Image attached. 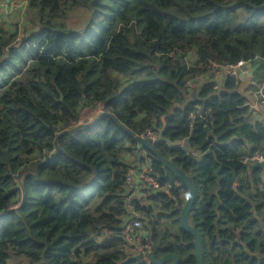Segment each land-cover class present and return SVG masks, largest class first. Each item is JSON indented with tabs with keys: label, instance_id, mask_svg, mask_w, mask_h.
<instances>
[{
	"label": "trees",
	"instance_id": "16d2710c",
	"mask_svg": "<svg viewBox=\"0 0 264 264\" xmlns=\"http://www.w3.org/2000/svg\"><path fill=\"white\" fill-rule=\"evenodd\" d=\"M26 1L21 43L0 29V264H123L130 212L146 254L197 264L180 224L187 191L130 135L157 136L162 118L164 139L185 145L154 150L192 181L203 264H264V171L249 161L264 157V125L237 79L224 92L189 87L213 63L256 58L260 85L264 0ZM81 9L91 17L79 32L66 24ZM98 104L108 116L78 126ZM145 161L167 193L126 187ZM103 229L113 235L97 242Z\"/></svg>",
	"mask_w": 264,
	"mask_h": 264
},
{
	"label": "built area",
	"instance_id": "2783aa9c",
	"mask_svg": "<svg viewBox=\"0 0 264 264\" xmlns=\"http://www.w3.org/2000/svg\"><path fill=\"white\" fill-rule=\"evenodd\" d=\"M25 6H27V2H24ZM23 37V35H21ZM256 63H260V59L256 58L254 60ZM247 65H250L247 62L241 61L236 65H218L213 63L211 65V72H215L218 75H224L227 79L229 78H235L237 79L239 74L238 70L244 69ZM257 90L253 95V99L257 105L250 107L251 111L256 112V108L262 106L264 107V80L260 83L258 87H256ZM249 105V104H248ZM250 106V105H249ZM97 107L100 109L99 114H104L107 110L105 105L98 104ZM78 126L80 125V122L78 123ZM143 140H156L157 136L153 132H148L144 136L141 137ZM143 157H146L145 153H143ZM251 163H263L264 157L262 155H256L249 159ZM138 178V182L136 179ZM141 186L146 189L147 192H150L152 194H158V193H167L170 189V187H163L160 184V181L158 178H156L151 173V164L148 161H145V163L141 165H136V168H133L126 179V187L131 188V191L136 190V186ZM135 192V191H134ZM130 219L124 221L122 227H121V234L124 239V242L126 244V252L129 256L137 257L140 254H146L144 252V248L142 246L143 240L146 238V233L144 230V224L142 220L139 217H134L133 215H136L133 212H130ZM113 235L112 231L103 229L101 230L97 236H95V240L97 242L104 241L108 238H110ZM143 262H148L146 258L143 259Z\"/></svg>",
	"mask_w": 264,
	"mask_h": 264
},
{
	"label": "water",
	"instance_id": "95a60500",
	"mask_svg": "<svg viewBox=\"0 0 264 264\" xmlns=\"http://www.w3.org/2000/svg\"><path fill=\"white\" fill-rule=\"evenodd\" d=\"M101 116H108V114H102ZM98 117V118H99ZM97 118V119H98ZM96 119V120H97ZM162 121V128L159 131L158 135H157V139L152 141V140H143L141 137H137L133 134L130 133V135L133 137V139L139 144V146L145 150L150 151L154 157L156 158V160L162 164L163 168L168 170L169 172H171L175 178L178 180V182L181 184V186L187 191L188 193V201L185 205V207L183 209H180V224H181V228L185 231L190 233L194 239H195V248H196V259H197V264H203V260H202V247H201V239L200 236L198 235V233L190 226L189 224V215H190V211L192 209L193 203H194V188H193V184L191 179L185 174L183 173L181 170L177 169L176 167H174L171 162L167 161L166 159H164L159 153H157L154 150V146L159 144V143H166L169 145V147L171 148H177V147H181L184 146L185 143L182 142H175L172 143L166 139H164V133L166 130V124H165V118L161 119ZM81 127H78L77 129H80ZM255 168H260L264 171V162L263 163H256L253 165L252 169ZM146 258L149 264H180L179 262V258L177 256H166L161 260H157L155 258V253H153L152 255H148V254H140L137 257L134 258H130L128 259L126 262H124L123 264H131V263H137V264H141L143 263V259Z\"/></svg>",
	"mask_w": 264,
	"mask_h": 264
},
{
	"label": "rangeland",
	"instance_id": "374dc122",
	"mask_svg": "<svg viewBox=\"0 0 264 264\" xmlns=\"http://www.w3.org/2000/svg\"><path fill=\"white\" fill-rule=\"evenodd\" d=\"M27 2L26 0H0V29H4L9 31L10 33L18 32L22 34L23 37H19L17 39V43H21V40L26 35V31H29L30 23H29V10H28V2L27 6L23 4ZM87 13V14H86ZM88 15L89 20L91 17V12L88 9H81L73 12L68 17L67 24L68 27L72 29L80 30L79 32L84 31L88 24ZM66 23V22H65ZM77 32V31H76ZM239 90V88H237ZM93 108V112H97L99 114L100 109L97 106L91 107ZM90 109V108H89ZM84 110V107H81V111ZM93 112L86 113L85 115L80 116V125H85L89 123L93 119ZM161 130V129H160ZM159 130V131H160ZM134 160V157L131 158ZM137 161V158H136ZM136 161L134 163H136ZM150 163V162H149ZM138 182V178L136 179ZM134 197H141L145 199L147 197L146 189L141 186H136V190H134ZM135 217H139L138 214L133 215ZM140 218V217H139Z\"/></svg>",
	"mask_w": 264,
	"mask_h": 264
},
{
	"label": "crops",
	"instance_id": "0c3cea01",
	"mask_svg": "<svg viewBox=\"0 0 264 264\" xmlns=\"http://www.w3.org/2000/svg\"><path fill=\"white\" fill-rule=\"evenodd\" d=\"M259 63H256L254 66L247 65L244 69L238 70V93L243 97L248 99L250 107L257 105L253 99V95L256 92V84L260 80V75L258 74ZM227 78L224 75H218L215 72H209L206 75L202 76L199 79H196L190 84V88L199 89L203 86H209L211 84L216 86V90L219 92H224V86ZM93 108H84L83 111H80V116L85 115L86 113L93 112ZM254 118L264 125V107L260 106L256 108L254 112ZM100 115L97 112H93V119L85 124L89 125L94 122Z\"/></svg>",
	"mask_w": 264,
	"mask_h": 264
}]
</instances>
